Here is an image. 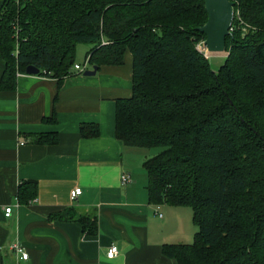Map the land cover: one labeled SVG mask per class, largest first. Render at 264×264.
I'll use <instances>...</instances> for the list:
<instances>
[{"label": "trees", "instance_id": "trees-1", "mask_svg": "<svg viewBox=\"0 0 264 264\" xmlns=\"http://www.w3.org/2000/svg\"><path fill=\"white\" fill-rule=\"evenodd\" d=\"M232 1L230 55L218 71L198 48L206 40L205 0L0 5L1 90H14L29 66L62 83L73 74L80 43L90 45L87 57L99 69L123 65L132 53L133 91L116 100V133L126 145L162 149L144 162L151 202L193 210L194 242L163 246L177 264H264V0ZM81 132L97 137L100 128L84 124ZM35 140L56 143L59 136ZM36 187L23 182L20 200L34 197ZM49 219L98 232V217L76 207Z\"/></svg>", "mask_w": 264, "mask_h": 264}, {"label": "crops", "instance_id": "crops-1", "mask_svg": "<svg viewBox=\"0 0 264 264\" xmlns=\"http://www.w3.org/2000/svg\"><path fill=\"white\" fill-rule=\"evenodd\" d=\"M5 68L0 56V82ZM132 91L130 51L123 65H104L94 76L73 68L59 83L18 73L14 90L0 89V264H177L163 246L177 244L188 232L191 212L151 202L144 167L149 150L117 137L116 100ZM84 124L98 125L99 136H83ZM55 132L56 143L35 140ZM125 173L131 178L127 184ZM27 180L37 187L24 203L19 189ZM77 187L83 192L72 199ZM69 207L96 215L98 232L86 234L79 222L49 219ZM16 243L28 259L15 253ZM112 244L119 253L109 258Z\"/></svg>", "mask_w": 264, "mask_h": 264}, {"label": "water", "instance_id": "water-1", "mask_svg": "<svg viewBox=\"0 0 264 264\" xmlns=\"http://www.w3.org/2000/svg\"><path fill=\"white\" fill-rule=\"evenodd\" d=\"M205 6L209 17L206 24L200 27V31L206 35L204 44L211 53H224L227 50V38L232 34L235 3L232 0H205ZM40 71L36 66L27 68V73L32 75H38ZM98 71L99 66L94 65L84 75L94 76Z\"/></svg>", "mask_w": 264, "mask_h": 264}, {"label": "rangeland", "instance_id": "rangeland-1", "mask_svg": "<svg viewBox=\"0 0 264 264\" xmlns=\"http://www.w3.org/2000/svg\"><path fill=\"white\" fill-rule=\"evenodd\" d=\"M237 28L240 29V24H237ZM242 30L246 31V28H243ZM204 42H201L198 45V48L201 51L205 52L206 56L209 57V60H210L212 69L214 71H218L220 69V67L225 63L226 57L230 55V51L229 50H226L224 53H211V52H207V50H206L207 48H206ZM90 49H91L90 45H88L86 43H80V44H78L77 51H76V56H75V62L76 63H79V64H84V62L86 61V58L88 56V52L90 51ZM92 67H93V65L90 64V68L89 69H92ZM148 150L150 152V156H153V155L159 153L162 149L155 147L153 149H148ZM147 177H148V175H147ZM186 210H188V211L191 212V220H190V225L191 226H189L186 223V225L189 226L188 229L186 230L188 232L185 233L180 238H178V240H176V241H178L177 243H185V244L193 243L194 242V239H195V234L199 230V228L193 223V210H192V208L191 207H186ZM162 211H164V210H162ZM259 212L264 213V209L260 210ZM165 213L166 212H164V214ZM86 214H88V213H86ZM91 216H93V215H91ZM186 239H189V240H186Z\"/></svg>", "mask_w": 264, "mask_h": 264}, {"label": "built area", "instance_id": "built-area-1", "mask_svg": "<svg viewBox=\"0 0 264 264\" xmlns=\"http://www.w3.org/2000/svg\"><path fill=\"white\" fill-rule=\"evenodd\" d=\"M90 57L86 58V61L84 62V64H79L76 63L74 68L78 73L83 74L86 70H88L90 68ZM131 180L130 175L128 173H125L122 177V182L123 184H127L129 181ZM83 192L82 188L77 187L75 189L72 190L71 192V197L72 199H76L79 195H81ZM12 212V207L9 206L6 208V213L7 215H10ZM13 250L15 251V253L22 255L23 259H28L29 257V253L25 251V248L22 244L20 243H16L13 246ZM119 253V248L117 245L112 244L107 252V256L109 258H114L115 256H117Z\"/></svg>", "mask_w": 264, "mask_h": 264}, {"label": "bare ground", "instance_id": "bare-ground-1", "mask_svg": "<svg viewBox=\"0 0 264 264\" xmlns=\"http://www.w3.org/2000/svg\"><path fill=\"white\" fill-rule=\"evenodd\" d=\"M206 49V48H205ZM207 50V49H206ZM207 52H209L208 50H207Z\"/></svg>", "mask_w": 264, "mask_h": 264}]
</instances>
